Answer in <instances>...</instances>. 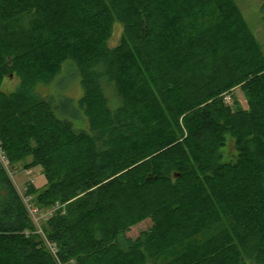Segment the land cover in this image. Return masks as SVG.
Wrapping results in <instances>:
<instances>
[{"label":"trees","instance_id":"obj_1","mask_svg":"<svg viewBox=\"0 0 264 264\" xmlns=\"http://www.w3.org/2000/svg\"><path fill=\"white\" fill-rule=\"evenodd\" d=\"M67 62L84 94L57 105L35 88ZM0 148L42 168L40 212L60 207L49 247L0 164V264H264V52L235 0H0Z\"/></svg>","mask_w":264,"mask_h":264},{"label":"rangeland","instance_id":"obj_2","mask_svg":"<svg viewBox=\"0 0 264 264\" xmlns=\"http://www.w3.org/2000/svg\"><path fill=\"white\" fill-rule=\"evenodd\" d=\"M238 7L240 8L242 14L244 15L251 31L256 37L259 46L262 48L264 52V0H235ZM124 35V27L120 23H116L114 26L113 36L109 42L110 48H115L120 45L122 38ZM71 62H67L63 66V70L61 75L57 79H55L51 84H39L35 88V92L45 98H54L55 104L59 105V103L64 98H69L77 103L83 97V88L81 85V79L74 72ZM105 86V91L107 96L109 97L111 103V107L114 109L118 106V99L115 95V91L112 87L108 86L106 81H103ZM20 79L16 77V75H11L5 78L2 85V92L10 96L17 92L20 87ZM231 98V101L226 103L227 106L232 109L233 112L237 110H248L249 104L248 100L242 91L241 88L235 89L233 92L228 94ZM83 120L71 119L76 128H83L86 131H90L89 124L87 120L84 118ZM221 157L222 163H233L237 160L238 157V147L236 145V140L231 136H226L225 146L221 149ZM0 164L1 157H0ZM4 167V165H2ZM5 168V167H4ZM7 173L10 176L11 181L15 185L19 195H21L22 199L25 201V207L29 212L33 222L38 229L37 234H41L43 238H45L41 225L45 220L44 213H48V210L45 212H40L29 197H26L28 192V186L34 185V187L38 190L43 189L47 180L44 176L43 170L41 167H37L34 169L26 170L24 164H18L16 167H12L10 164L7 168H5ZM116 178V177H115ZM112 178L111 180H113ZM153 226L152 219L148 218L135 226L131 227L127 232L126 236L132 240H136L139 235L143 232L150 231ZM46 239V238H45ZM46 246L50 247V242L45 240ZM47 248V247H46ZM52 249V248H51ZM48 250V248H47ZM52 255H55L53 251H49ZM56 258V255L54 256Z\"/></svg>","mask_w":264,"mask_h":264},{"label":"built area","instance_id":"obj_3","mask_svg":"<svg viewBox=\"0 0 264 264\" xmlns=\"http://www.w3.org/2000/svg\"><path fill=\"white\" fill-rule=\"evenodd\" d=\"M230 101H231L230 96H227V97L225 98V102L228 103V102H230ZM0 157H1L2 165H4V167L7 168L8 165H9V161L7 160L6 155L4 154V152L2 151L1 148H0ZM59 209H60V207L57 206V207H55V208H53V209H51V210H48V213H44V218H45V220H48V219H50L52 216H54V215L57 213V211H58ZM45 212H46V211H45ZM52 251L55 253V250H54L53 248H52Z\"/></svg>","mask_w":264,"mask_h":264}]
</instances>
